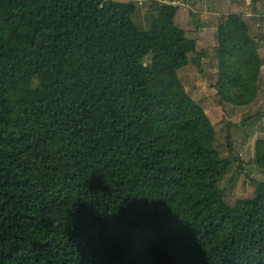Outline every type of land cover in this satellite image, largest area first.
Returning <instances> with one entry per match:
<instances>
[{"label":"trees","instance_id":"obj_1","mask_svg":"<svg viewBox=\"0 0 264 264\" xmlns=\"http://www.w3.org/2000/svg\"><path fill=\"white\" fill-rule=\"evenodd\" d=\"M137 7L0 0V264H264V180L225 202L230 159L177 75L196 40L174 4L146 28ZM216 41V96L249 105L262 61L242 15Z\"/></svg>","mask_w":264,"mask_h":264},{"label":"rangeland","instance_id":"obj_2","mask_svg":"<svg viewBox=\"0 0 264 264\" xmlns=\"http://www.w3.org/2000/svg\"><path fill=\"white\" fill-rule=\"evenodd\" d=\"M257 2L262 3L260 0ZM149 3L156 2L144 0L142 5L138 6L139 15H136L135 20L141 28H146L157 15L154 13V7L152 10L148 8ZM243 19L245 21L244 17ZM216 26L217 24L215 30ZM196 27L195 31L192 29L194 35H198L197 29L200 28L198 24ZM253 30L256 31L255 26ZM216 46V34L215 37L213 33L203 37L197 54L189 53V64L177 75L188 95L203 107L213 126L219 159H230V170L221 179L219 187L223 191L225 202L232 205L237 200L252 198L255 193L254 182L264 180V173L255 163L256 143L259 139H264V118L260 116L264 114V79L261 77V66L257 81L259 86L257 97L249 105L221 104L213 87L217 81ZM198 54L206 59V61L202 59L199 65L196 64Z\"/></svg>","mask_w":264,"mask_h":264},{"label":"crops","instance_id":"obj_3","mask_svg":"<svg viewBox=\"0 0 264 264\" xmlns=\"http://www.w3.org/2000/svg\"><path fill=\"white\" fill-rule=\"evenodd\" d=\"M120 2H134L135 0H114ZM158 3H170L177 7V26L186 31L189 36L197 29L198 35H192L196 40V51L203 43V37L212 34L215 37V25L228 13L236 12L245 18L249 27V34L253 36L258 46V53L262 60L261 77L264 79V0H154ZM149 9L152 4H148ZM137 7L136 15H139ZM152 13V12H151ZM155 13V12H154ZM156 16V15H155ZM150 24V23H149ZM148 24V25H149ZM255 26L256 31L253 30ZM193 29V30H192ZM206 61L205 58H203ZM264 118V114H260Z\"/></svg>","mask_w":264,"mask_h":264},{"label":"built area","instance_id":"obj_4","mask_svg":"<svg viewBox=\"0 0 264 264\" xmlns=\"http://www.w3.org/2000/svg\"><path fill=\"white\" fill-rule=\"evenodd\" d=\"M143 1L144 0H135V3H137L138 6H141Z\"/></svg>","mask_w":264,"mask_h":264}]
</instances>
